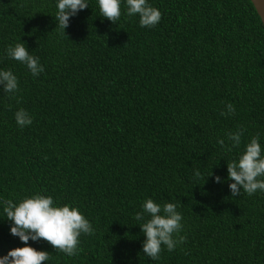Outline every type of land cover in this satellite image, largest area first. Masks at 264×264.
Wrapping results in <instances>:
<instances>
[{"label": "trees", "instance_id": "16d2710c", "mask_svg": "<svg viewBox=\"0 0 264 264\" xmlns=\"http://www.w3.org/2000/svg\"><path fill=\"white\" fill-rule=\"evenodd\" d=\"M86 2L65 35L57 0H0V70L18 79L14 94L0 85L2 257L25 246L2 202L38 193L95 230L73 256L29 240L50 253L44 264H264V192L232 197L227 171L253 136L264 150V24L252 1L147 0L162 13L151 28L126 0L116 24ZM21 41L44 68L36 77L7 56ZM20 108L33 120L24 128ZM240 128L232 147L226 134ZM146 199L175 203L187 236L156 261L134 218Z\"/></svg>", "mask_w": 264, "mask_h": 264}, {"label": "clouds", "instance_id": "9594fccd", "mask_svg": "<svg viewBox=\"0 0 264 264\" xmlns=\"http://www.w3.org/2000/svg\"><path fill=\"white\" fill-rule=\"evenodd\" d=\"M98 4L102 16L116 24L121 17V0H98ZM126 6L127 16L139 15L141 27H154L162 18L159 9L150 5L147 0H126ZM56 7L57 12L54 16L57 22L56 28L62 29L65 33L69 18L75 16L79 10L87 8L88 3L86 0H57ZM6 52L8 57L25 64L34 77L44 71L39 58L29 54L22 41L14 46L9 45ZM0 85H3L4 93H16L18 91L17 76L11 70H0ZM234 112V105L229 103L226 105V111H221L220 114L229 116ZM15 119L21 128L33 122L30 114L23 108L16 111ZM243 131V128H240L236 132L226 134L232 147L240 145ZM217 142L221 146L225 144L224 139H219ZM262 151L264 150H262L259 134H257L246 145L238 161L227 162L228 179L234 181L229 184L232 197L241 194V190L249 196L257 191L264 192V179H262L264 177V154ZM200 175L199 170L194 172L195 177L198 178ZM215 182L220 183L221 178L216 176ZM2 203L7 219L13 222L10 233L18 236L25 246L11 249L6 256L0 257V264H44L49 260L50 253L38 251L29 246V240L43 239L55 250L68 256L77 255L81 251L79 248L81 234L93 235L95 231L77 207L67 204L55 206L53 197L50 195L37 193L24 198L19 203L11 199ZM145 214L150 218L146 219ZM134 218L137 221H144L139 224L146 237L142 251L153 261L160 259L162 246H166L171 252L178 245L186 242L187 236L180 235L183 230L181 223L183 217L177 211L175 203L160 205L152 199H146L142 205V211L137 212Z\"/></svg>", "mask_w": 264, "mask_h": 264}, {"label": "water", "instance_id": "95a60500", "mask_svg": "<svg viewBox=\"0 0 264 264\" xmlns=\"http://www.w3.org/2000/svg\"><path fill=\"white\" fill-rule=\"evenodd\" d=\"M264 24V0H251ZM0 257H2L0 252Z\"/></svg>", "mask_w": 264, "mask_h": 264}]
</instances>
